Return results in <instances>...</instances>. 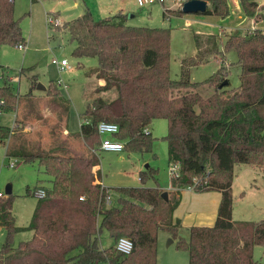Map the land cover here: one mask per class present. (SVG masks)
I'll list each match as a JSON object with an SVG mask.
<instances>
[{"label":"trees","instance_id":"trees-1","mask_svg":"<svg viewBox=\"0 0 264 264\" xmlns=\"http://www.w3.org/2000/svg\"><path fill=\"white\" fill-rule=\"evenodd\" d=\"M211 1L202 13L230 14L229 0ZM240 3L246 16L264 17V5L257 0ZM14 8V0H0V48L6 43L26 45ZM163 12L165 17L184 13L170 8ZM63 26L76 43L73 56L95 57L94 72L104 79L101 88H113L115 95L94 97L82 113L80 133L88 151L63 150L59 145L46 152L20 151L25 161L37 160L44 167L51 184L37 181L27 187L26 193L38 200L25 226L15 222L14 194L0 197V227L6 230L0 264H157L160 229L171 232L177 247L189 253L187 263L175 264H261L254 247L264 246V217L235 221L232 185L237 164L264 165V29L230 32L222 50L216 35L204 47L197 35L199 51L183 60L181 77L173 79L170 27L132 25L123 12L97 18L91 10L64 21ZM230 50L236 51L241 66L237 88L229 87L225 55L208 78L191 80L192 66L208 61L213 53ZM47 89L48 94H57L59 86L52 81ZM18 98L10 81L0 85V111L15 110ZM157 118L168 122L164 138L169 161L180 164L179 173L171 174L168 200L158 185L117 186L112 188L120 192L119 204L109 205L111 188L95 181L93 171L100 162L95 151L101 144L99 121L118 123L114 136L125 140L126 151L145 152L152 150L155 137L150 125ZM11 134L10 126L0 124V142ZM157 173V167L148 165L140 179L158 181ZM194 179L199 180L194 190H219L222 197L215 224L190 226L186 237L172 219L180 190ZM103 228L115 239L108 248L100 243ZM24 230L33 231L32 236L14 245V236ZM121 236L133 240L130 253L116 248Z\"/></svg>","mask_w":264,"mask_h":264},{"label":"rangeland","instance_id":"rangeland-1","mask_svg":"<svg viewBox=\"0 0 264 264\" xmlns=\"http://www.w3.org/2000/svg\"><path fill=\"white\" fill-rule=\"evenodd\" d=\"M127 1L129 8L132 10L128 16L130 24L171 28V77L179 79L183 68V60L196 55L199 51L196 35L199 32L196 31L209 27L208 19L213 18L207 19L210 14L197 12L164 16L163 11L165 8L181 9L185 0L156 1L146 7H138L136 0ZM74 2L78 3L77 6H79L80 11L85 8L91 9V0H15V16L20 18L26 45L24 48L9 43L1 46L0 85L4 84L6 80L10 81L15 92L22 98L17 103V110L0 111V124L14 127L16 115L19 114L18 119L22 120L23 125L31 126L27 132H22L20 128L22 133L12 135L15 150L21 145L19 140H23L24 144L21 146L24 149L33 152H46L53 143L59 142L63 137L64 124L70 132L79 133L80 131V124L83 119L82 113L85 111L88 102L92 100L90 92L92 93L93 84L87 79L90 76L92 77L97 66V59L95 57L77 58L72 54L76 43L71 40L69 31L63 29V18H68V14L73 9L71 7H74ZM211 6L212 1L208 0V7ZM49 14H57V18L62 21V24L58 26L48 25L47 17ZM213 15H215L217 21H222L220 26L228 29V33L233 31L242 32L241 28L238 27L236 29L232 28L234 26L229 28L228 24L236 22L235 14L226 17ZM104 16L98 15L97 18ZM215 34L217 35V33ZM227 34L216 36L219 50L223 49ZM224 55L230 70L228 76L230 79L229 87L237 88L240 84L241 66L236 63L237 54L234 50L213 53L208 61L192 66L189 71L191 80L202 81L208 78L221 66V63L217 62L216 59L222 58ZM63 57L69 61L70 68L61 69L59 65L52 62L53 58L61 60ZM35 81L36 86L34 85L32 88L35 91L46 93L37 90L38 84L48 86L53 81L59 86L58 93L44 94L42 98L29 99L26 93L29 92ZM93 83L96 84L97 81ZM65 85H68V87ZM206 87L213 88L209 84ZM90 88L91 91L88 92ZM34 101L45 102L43 110L51 109L53 110L52 114L44 115L41 113L42 109L39 108L41 104L39 105ZM31 104L34 107L28 111L27 109ZM150 128L155 137L151 151L98 152L99 167L105 185H158L161 190L168 191L171 187L172 174L168 157V143L164 138L168 131V122L164 118H157L152 122ZM122 141L125 140L122 139ZM84 145L88 147L86 143ZM7 148V140L0 143V191L3 192L4 196L8 195L6 187L9 183L12 184L15 222L18 225H27L37 202L36 195L26 194L27 184H36L40 179L41 184L48 186L51 184V177L37 160L25 161L20 153L16 157L9 158V156H6ZM14 158L18 160L15 163L17 166L11 167L9 162ZM146 164L158 168V181L153 178L142 181L138 178L140 170L147 168ZM259 182L263 183L261 180ZM171 191H168V196ZM119 196L120 192L113 189L107 203L109 204L110 200L112 205H118ZM181 233L186 237L189 235L186 228L182 229ZM31 235V230L21 231L14 236L13 244L17 245L19 240L28 239ZM171 237V232L165 229L159 230L157 264L187 263L189 261L188 251L177 247V239L169 243ZM5 238L6 230L0 227V249ZM99 239L103 248L115 244V239L104 228L99 234ZM255 257L261 261V264H264L263 246L258 245L256 247ZM98 264L108 263L102 261Z\"/></svg>","mask_w":264,"mask_h":264},{"label":"crops","instance_id":"crops-1","mask_svg":"<svg viewBox=\"0 0 264 264\" xmlns=\"http://www.w3.org/2000/svg\"><path fill=\"white\" fill-rule=\"evenodd\" d=\"M135 1V0H134ZM259 5L263 6L264 5V0H257ZM208 3V0H207ZM77 2H74V7L70 13L68 14V18H63V21L70 20L72 18H75L79 16L80 14L84 13L83 11L86 9L91 10V12L97 17L98 15H110L114 14L117 12H123L126 13L128 16L131 13V8L128 6V1L127 0H91V9L85 8L84 10H79V6H77ZM177 4V3H176ZM229 5H230V14L228 16H234L236 18V22L230 23L229 28L232 27L236 29V27L241 28L242 30L241 33H245L247 31H251L255 28H262L264 29V17L262 19H257L254 17H249L246 16L243 12L240 0H229ZM14 6H15V0H14ZM138 7H141L138 5ZM146 7V6H145ZM70 8V9H71ZM78 8V10H76ZM168 8V7H167ZM83 9V8H81ZM171 9V8H170ZM15 10V8H14ZM115 11V12H114ZM264 13V10L262 11ZM15 13V11H14ZM56 17L58 16L55 14ZM212 16V17H211ZM208 18H213V19H208ZM207 19L209 27L202 29H198L196 32V35L201 36L200 37V44L202 47L210 45L211 43L214 42V39H210L211 35H216V36H221L222 34H227L228 29L224 28L223 26H220L222 21H217L215 19V15L210 14L208 15ZM65 29V28H63ZM217 29V30H216ZM23 30V29H22ZM24 34V32H23ZM25 36V35H24ZM227 38V36H226ZM221 41V39H220ZM64 58V57H63ZM217 62L222 63L221 58L216 59ZM226 60V59H225ZM228 61L226 60V64ZM1 64V63H0ZM70 64V63H69ZM82 64V63H81ZM2 65V64H1ZM4 74V72H2ZM87 81L91 82L93 85L92 87V93L91 88L88 89V92L92 95V99L98 95L104 97V98H112L114 97V89H104L101 88L102 85H104V79L101 77H97L96 73L94 72L92 77L90 76ZM97 81L96 84L93 82ZM37 89V90H42L43 92L46 93H39L38 91H35L32 89L33 87L30 88L28 94L29 99H36L38 97L42 98L44 94H48V89ZM68 87V85H67ZM91 97V96H90ZM22 97H19L18 103ZM42 100V99H41ZM91 101V100H90ZM89 101V102H90ZM37 104H41L39 108L42 109V112L44 115L46 114H52L51 112L53 110L51 109H44L45 102H40V101H34ZM33 105L31 104L29 108L27 109L30 111V109H33ZM18 108V105H17ZM16 108V110H17ZM58 108V106H56ZM23 110H25L23 108ZM26 111V110H25ZM27 114V113H25ZM19 114L16 115L15 119V124L14 127H12V134L11 137L7 138L6 140L8 141V148L6 149V156H9V158L16 157L19 155L20 151L25 150L27 152H33V151H28L24 149L21 145H23V140H19L20 146L18 147L17 150L13 148V140H12V135H15L16 133H22V132H27L31 128L30 125H23V122L21 119H18ZM22 117V116H21ZM82 123V120H81ZM81 126V124H80ZM20 128L22 132L20 131ZM151 130V128H150ZM152 132V130H151ZM63 137L59 142L53 143L51 147L55 145H59L60 147H63V150L70 149L74 151L75 149L78 151H83L86 152L88 151V147H86L85 141L79 131V133H74L70 132L66 125L64 124L63 126ZM6 140L2 141L5 142ZM0 142V143H2ZM124 142V141H123ZM99 151H112V150H103L99 149ZM125 151H115V152H123ZM11 152L12 154H8ZM16 159V158H14ZM13 160V159H12ZM20 164V163H19ZM148 165V164H146ZM17 165H15L16 167ZM94 177L95 181H99L103 185V179H102V172L99 167V164L94 167ZM142 170H140L141 172ZM140 179V174L139 177ZM141 180V179H140ZM259 180H261L263 183H260ZM38 181H41L40 179ZM42 183V182H41ZM11 184V183H9ZM12 185V184H11ZM35 184L30 185L27 184V187H33ZM107 187H110L111 189L109 190V194H111L113 188L112 187H117V186H109L105 185ZM238 186V189H237ZM233 219L235 221H242V220H249V221H256L264 217V165L262 168H259L254 165L250 164H237L235 166V178L233 181ZM172 190V186L168 189V191ZM2 192V191H0ZM27 194V193H26ZM32 194V193H30ZM29 195V194H27ZM4 196L3 192L0 197ZM222 194L219 190H207V191H196L192 188H182L180 190V202L178 206L175 208L173 212V219L172 222L178 223L180 225V229H187L190 226L193 225H201V226H212L215 224L216 219H217V213H218V207L221 201ZM110 198V195H109ZM38 200V198H37ZM37 203V202H36ZM109 205H112L110 200H109ZM36 206V205H35ZM35 208V207H34ZM34 210V209H33ZM14 213V210H13ZM15 216V213H14ZM18 225V224H17ZM19 226H25V225H19ZM33 234V231H32ZM32 236V235H31ZM30 236V237H31ZM29 237V238H30ZM174 240L172 239V242ZM256 245L254 247V255H255V250ZM262 246V245H260ZM264 247V246H263ZM260 261V260H259ZM261 262V261H260Z\"/></svg>","mask_w":264,"mask_h":264},{"label":"built area","instance_id":"built-area-1","mask_svg":"<svg viewBox=\"0 0 264 264\" xmlns=\"http://www.w3.org/2000/svg\"><path fill=\"white\" fill-rule=\"evenodd\" d=\"M156 1H164V0H136L137 4L141 7L148 6L150 4H153ZM48 25H55L58 26L62 24V21H60L56 16L49 14L47 17ZM20 48H24L25 44H18ZM52 62L59 65L61 69H67L70 68L69 61L66 58H62L59 60L58 58H53ZM67 87V85H65ZM2 103L3 100H0ZM98 131L101 135V144L98 149L95 151L98 152L99 149L103 150H112V151H122L124 150V142L121 139L116 138L114 135L119 131V125L116 122H110L106 120H101L98 123ZM146 131L149 129L146 128ZM17 159H13L9 162V165L11 167H14L16 164ZM171 173L174 175H177L180 170V164L178 162H171ZM198 179H194V183L191 185H188V188L194 189V187L198 184ZM41 196L45 194V191L43 189L40 190L39 193ZM2 195V192H0V196ZM134 242L131 238L128 236H121L116 241V248L123 252V253H130L133 250Z\"/></svg>","mask_w":264,"mask_h":264},{"label":"water","instance_id":"water-1","mask_svg":"<svg viewBox=\"0 0 264 264\" xmlns=\"http://www.w3.org/2000/svg\"><path fill=\"white\" fill-rule=\"evenodd\" d=\"M208 8V3L207 0H186L183 2V5L181 7L183 12H197V13H202L205 12ZM227 81L225 80L224 83ZM39 89H46V86L44 84L39 83L37 86ZM148 166V165H146ZM6 193L10 194L12 193V185L8 184L6 187ZM161 196L165 199L168 200V191H163L161 193ZM172 242V238L170 239L169 243Z\"/></svg>","mask_w":264,"mask_h":264}]
</instances>
